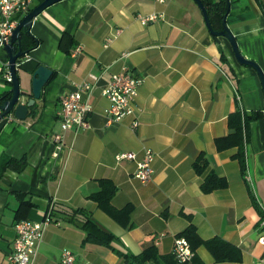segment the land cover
<instances>
[{
  "label": "crops",
  "instance_id": "0c3cea01",
  "mask_svg": "<svg viewBox=\"0 0 264 264\" xmlns=\"http://www.w3.org/2000/svg\"><path fill=\"white\" fill-rule=\"evenodd\" d=\"M226 1L225 23L237 50L264 73V0ZM150 15L158 19L142 25L139 18ZM29 33L38 44L17 62L20 87L30 89L38 66L52 75L24 121L12 114L0 121V159L25 162L20 172L7 168L0 177V264H9L14 226L42 222L57 204L89 212L113 239L108 246L85 241L79 226L51 216L33 264H60L64 251L76 264H123L121 255H139L149 246L173 255L175 238L189 226L202 241L230 244L241 260L216 263L200 246L187 264L264 261V89L253 68L237 63L230 43L209 33L193 0H63L34 19ZM0 61H8L4 50ZM8 70L0 72V97L11 90ZM125 73L143 80L135 115L110 123L102 90L113 75ZM82 84L91 86L90 129L64 133L60 97ZM237 108L262 116L247 130L245 174L235 148L219 152L215 146V139L232 133L228 116ZM146 149L154 159L143 184L134 178L135 164L117 163L115 156L141 158ZM200 158L207 166L201 175L194 169ZM210 172L224 178L226 188L203 193ZM100 180L117 187L115 209L131 207L122 223L90 199Z\"/></svg>",
  "mask_w": 264,
  "mask_h": 264
},
{
  "label": "built area",
  "instance_id": "2783aa9c",
  "mask_svg": "<svg viewBox=\"0 0 264 264\" xmlns=\"http://www.w3.org/2000/svg\"><path fill=\"white\" fill-rule=\"evenodd\" d=\"M33 0H0V51L4 50L5 45L13 34L20 18L30 12V6ZM158 3H167L174 0H154ZM158 19L155 15L140 17L142 25ZM80 52L76 48L72 55ZM3 67H8L7 63L0 61V72ZM5 79L10 81L9 73L6 72ZM142 78L125 73L122 75H113L110 81L102 90V95L108 100L109 107L107 117L110 123H118L121 120L133 117L135 115L134 102L138 95V89L142 85ZM91 86L82 84L68 94L60 97V109L58 119L61 129L65 133L73 129L89 130V116L92 113L90 103ZM10 120V117H5ZM139 126L137 119H134L131 128L136 129ZM54 141L58 144L62 141V136L56 135ZM154 156L151 150H144L142 157L138 158L133 152L120 153L115 156L117 163L128 161L135 164L134 178L145 184L152 177V162ZM53 223L50 214L46 215L42 222H33L23 220L14 226L15 238L13 248L8 256L9 264H33L36 256L37 247L42 239L44 230ZM264 226V221L261 222ZM157 244V241L155 242ZM173 256L179 264L189 263L194 257V251L189 242L184 237H176L173 244ZM60 264H76L75 257L70 251H64L60 258ZM264 264V261L258 262Z\"/></svg>",
  "mask_w": 264,
  "mask_h": 264
},
{
  "label": "trees",
  "instance_id": "16d2710c",
  "mask_svg": "<svg viewBox=\"0 0 264 264\" xmlns=\"http://www.w3.org/2000/svg\"><path fill=\"white\" fill-rule=\"evenodd\" d=\"M42 1L43 0H37L36 4H39ZM200 1L206 10L212 30L221 31V21L226 13L227 1ZM20 41L21 49L26 53L35 48L38 44V41L35 40L30 33H27L26 30L21 31ZM9 99L10 92L4 93L0 97V104ZM261 117V114L255 112H251L250 114L242 111L240 108H237L234 113L228 116V128L232 131V133L225 137L215 139L217 151L221 152L233 148L237 150L234 158L238 161L241 168L240 170L243 174H245L246 171L245 147L247 143V130L252 121ZM24 165V160H14L3 156L0 159V177L5 169L9 168L16 172H20ZM206 168V161L203 158L198 159L194 163V169L199 175L203 174ZM226 183L227 182L224 178L210 172L203 179L201 191L207 194L215 190L224 189L226 188ZM99 184L100 190L92 194L90 199L97 204L101 211L106 213L115 221L122 223L129 217L131 207L127 206L121 210L115 209L111 205V199L117 192V187L110 180H100ZM21 202L23 201L21 200ZM58 214L64 215L69 222L74 223L84 230L86 232L85 241L108 246L109 242L113 239L112 235L104 232L95 224L92 220L91 214L84 209H73L57 204L52 207L50 215L53 218H56ZM179 236L186 238L194 252L198 247L203 246L210 253L216 263L239 262L241 260L240 252L221 239L202 241L196 234V230L193 226L187 227ZM121 257L123 264H179L173 255L161 256L158 254L155 246L145 248L139 255L124 254L121 255Z\"/></svg>",
  "mask_w": 264,
  "mask_h": 264
},
{
  "label": "water",
  "instance_id": "95a60500",
  "mask_svg": "<svg viewBox=\"0 0 264 264\" xmlns=\"http://www.w3.org/2000/svg\"><path fill=\"white\" fill-rule=\"evenodd\" d=\"M61 1L63 0H43L38 5H36L28 14H26L21 19V21L13 31L12 36L8 40V43L5 45L4 51L8 58L7 65L10 77V81L8 83L11 85V90L10 99L0 104V121L10 114H12L13 117L18 121H24L28 116L29 110L33 108L35 102L40 99L43 88L50 80L52 71L44 66H38L31 75V79L29 81L30 89L25 90L20 87V78L16 73L18 65L17 62L27 54L21 49V31L26 30V32L29 33L33 20L36 19L44 10ZM193 1L201 10L206 28L208 29L209 33L213 37L225 38L230 43L237 63L242 66L253 68L260 79L262 89H264V73L261 72L256 64L250 61L248 62V60L240 55L239 51L237 50L235 38L226 26L225 17L222 20V30L214 31L210 26L206 10L201 1Z\"/></svg>",
  "mask_w": 264,
  "mask_h": 264
}]
</instances>
